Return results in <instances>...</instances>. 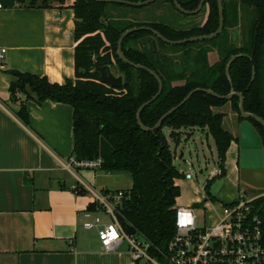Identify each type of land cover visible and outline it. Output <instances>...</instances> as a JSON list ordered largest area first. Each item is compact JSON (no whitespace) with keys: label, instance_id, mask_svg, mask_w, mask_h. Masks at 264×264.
I'll list each match as a JSON object with an SVG mask.
<instances>
[{"label":"trees","instance_id":"1","mask_svg":"<svg viewBox=\"0 0 264 264\" xmlns=\"http://www.w3.org/2000/svg\"><path fill=\"white\" fill-rule=\"evenodd\" d=\"M66 1L19 0V4L27 8H63ZM164 1L179 12L173 0ZM177 1L182 8L192 11L201 0ZM222 1L224 29L214 39L171 45L151 31L141 30L123 40L124 55L131 62L154 70L164 85L161 96L141 113L144 126L154 127L165 113L197 88L213 90L220 96L233 91L242 93L245 111L264 119V0ZM206 7L209 13L203 26L180 29L164 21L130 19L129 15L107 19L110 10L126 14L137 13L136 10L145 7L73 0L71 9L75 13V39L78 42L75 80L58 84L50 82L47 77L12 73L16 79L10 86L11 95L14 99L17 94L26 97L16 113L26 126H29L28 101L68 104L74 109L72 159L76 162L101 160L98 171L130 174L132 186L124 190L125 196L116 209V217L128 235L141 236L152 243L153 251L164 250L176 234L177 199L181 197L176 181L182 179L184 173L174 165L175 152L169 139L178 144L181 130L206 129L215 141L221 177H224L228 150L238 137L224 128L225 115L214 109L230 103L239 121L245 119L240 114L237 96L230 100L220 99L199 91L157 130H143L137 123V111L158 93L159 84L148 71L136 69L119 58L118 41L125 31L134 27L153 28L173 41L214 33L219 27L218 2L207 0L202 10ZM242 11L252 16L244 30L242 43L235 45L229 31L241 26ZM213 51H217L219 60L210 64L209 54ZM234 56L237 58L227 74V65ZM96 65L116 68L118 75L123 77V87L116 89L104 84L100 73L95 71ZM249 121L264 145V127L254 119ZM167 130H170L169 134ZM96 208L94 203L89 210Z\"/></svg>","mask_w":264,"mask_h":264},{"label":"crops","instance_id":"2","mask_svg":"<svg viewBox=\"0 0 264 264\" xmlns=\"http://www.w3.org/2000/svg\"><path fill=\"white\" fill-rule=\"evenodd\" d=\"M72 4L73 0L63 8L43 9L23 7L19 0H0V54L6 50L0 64V264H133L126 242L116 251L105 252L98 234L82 226L83 214L95 203L91 190H128L132 181L123 187L116 173L72 166V106L28 101L26 126L16 115L26 97L17 94L14 99L10 92L16 79L13 72L47 77L58 84L75 80L78 42ZM218 60L213 51L210 62ZM214 111L225 115L224 128L228 123L225 129L239 137V116L231 104ZM197 130H181L178 144L169 139L180 161H185L182 146ZM201 131L211 149L214 139L206 129ZM230 157L233 165L229 168L235 171L236 159L239 172L238 141L232 142ZM89 181L102 190L94 189ZM101 216L108 222L106 215Z\"/></svg>","mask_w":264,"mask_h":264},{"label":"built area","instance_id":"3","mask_svg":"<svg viewBox=\"0 0 264 264\" xmlns=\"http://www.w3.org/2000/svg\"><path fill=\"white\" fill-rule=\"evenodd\" d=\"M5 53L6 50H2L0 64L5 61ZM71 164L76 168L98 170L102 162H76L71 158ZM221 175V170H214L209 180ZM186 178L195 179L191 169ZM91 194L97 208L83 214L82 226L97 231L105 252L116 251L126 242L133 264H264V211L254 205L253 199L218 203L207 196L203 215H199L195 206H177L176 234L164 250L153 251L152 243L141 236L128 235L116 217L124 190L108 193L91 190ZM217 204L222 212L216 214L214 222H208V210ZM101 214L110 216L112 221L105 222Z\"/></svg>","mask_w":264,"mask_h":264},{"label":"rangeland","instance_id":"4","mask_svg":"<svg viewBox=\"0 0 264 264\" xmlns=\"http://www.w3.org/2000/svg\"><path fill=\"white\" fill-rule=\"evenodd\" d=\"M72 2L67 0L66 4ZM137 13L126 12V14L119 13L114 10L108 11V18L112 16H125L129 15L130 19H140L141 21H164L167 24L180 29H189L196 25H202L208 18L209 8L196 15H190L187 17L185 14L175 11L171 4L166 3L164 0H160L156 5L147 6L140 10H136ZM241 14V26H238L235 30L230 32L232 43L240 45L244 39V30L249 24V20L252 15L249 12L242 11ZM137 16V17H136ZM107 21V20H106ZM83 38L80 40L82 41ZM115 76H119L116 68H111ZM226 129H229L228 123L225 125ZM194 129V128H193ZM186 135V134H185ZM203 143V145H202ZM205 143V144H204ZM211 149L206 143V134H204L200 128L196 132L188 144L182 146V150L185 154V161H180L179 157H174V165L180 171L184 173V177L178 181V186L181 189V197L178 200L177 206L180 208H189L195 206L199 215H203L205 212V204L207 196L215 198L218 203H229L235 199L240 198L245 200H255L254 205L264 211V190L250 187L239 181V172L237 167V160L234 161L235 171H232L230 166L233 162L226 157V169L227 173L224 177H218L210 181V174L214 170L219 171V159L217 149L214 142L211 140ZM203 147V148H202ZM191 163V166L188 164ZM230 165V166H229ZM192 170L195 174V179L188 180L186 178L189 170ZM120 179V186L127 187L131 183L130 174L127 172H120L114 174ZM235 178V179H234ZM235 181H234V180ZM91 186L98 191L102 188L96 185L95 181H89ZM222 209L217 204L214 209H209L207 213L208 222H214L217 217L216 214H220ZM103 217V216H102ZM105 220L111 222L110 216H106ZM89 233L96 235V230H91ZM123 249L128 251L127 244H124Z\"/></svg>","mask_w":264,"mask_h":264},{"label":"water","instance_id":"5","mask_svg":"<svg viewBox=\"0 0 264 264\" xmlns=\"http://www.w3.org/2000/svg\"><path fill=\"white\" fill-rule=\"evenodd\" d=\"M97 2H104V3H117V4H124L128 6H134V7H146L150 4H153L157 0H147L144 2H129L125 0H95ZM207 0H201L198 7L193 11H188L182 8V6L179 4L177 0H173L174 5L179 10V12L185 14V15H196L198 14L205 2ZM218 2L219 7V27L218 29L211 34L208 35H201V36H195L183 40H169L166 37H164L159 31L150 28V27H134L131 29H128L125 31L122 36L120 37L118 41V48H117V55L119 58L131 66L135 67L136 69H143L148 71L158 82L159 84V90L158 93L149 101L143 103L140 108L137 111V123L138 125L145 131H154L157 130L163 122L177 109H179L182 105H184L196 92L204 91L208 94L214 95L220 99H232L233 97L237 96L239 101V110L241 116L245 119L239 126V179L242 183L253 187L257 189L264 190V145L262 143V139L252 123L249 121V119H254L258 121L263 127H264V119L253 114L245 111L244 108V96L242 93L239 92H231L230 94L226 96H220L216 94L213 90L210 89H194L188 95L185 97L181 103L172 109H170L167 113H165L159 121L155 124L154 127L149 128L143 125L141 120V113L142 111L149 105H151L154 101H156L162 94L163 91V81L160 78V76L152 69H149L141 64H135L131 62L123 53L122 50V43L125 37L128 35L138 32L141 30H148L151 31L154 35H156L159 39H161L163 42L171 44V45H181L188 42H196V41H203V40H210L218 37L223 29H224V4L222 0H216ZM237 58V56L232 57L229 64L227 65L226 72L229 73V68L231 63ZM95 71L100 73L101 81L104 84L113 86L116 89H120L123 87V77L122 76H115L112 72V69L110 66L105 67H99L96 65Z\"/></svg>","mask_w":264,"mask_h":264},{"label":"flooded vegetation","instance_id":"6","mask_svg":"<svg viewBox=\"0 0 264 264\" xmlns=\"http://www.w3.org/2000/svg\"><path fill=\"white\" fill-rule=\"evenodd\" d=\"M203 7H204V6H203ZM202 9H203V8H202ZM192 11H193V10H192ZM201 11H203V10H201ZM201 11H200L199 13H201ZM199 13H198V14H199ZM206 21H207V20H206ZM205 23H206V22H205ZM205 23H204V24H205ZM204 24H203V25H204ZM236 28H237V27H236ZM236 28L231 29L229 32L235 30ZM216 52H217V51H216ZM211 53H212V52H211ZM211 53H210V54H211ZM210 54H209V61H210ZM218 57H219V56H218ZM216 62H217V61H216ZM216 62H215V63H216ZM210 64H212V63L210 62ZM213 64H214V63H213ZM238 122H239V126H240V124H241L242 122H240L239 119H238Z\"/></svg>","mask_w":264,"mask_h":264}]
</instances>
